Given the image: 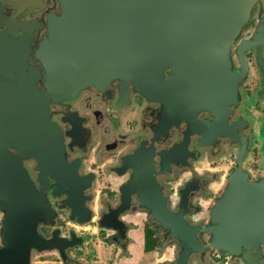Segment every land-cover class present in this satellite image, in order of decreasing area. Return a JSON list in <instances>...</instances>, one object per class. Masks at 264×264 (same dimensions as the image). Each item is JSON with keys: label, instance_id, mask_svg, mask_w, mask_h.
<instances>
[{"label": "water", "instance_id": "95a60500", "mask_svg": "<svg viewBox=\"0 0 264 264\" xmlns=\"http://www.w3.org/2000/svg\"><path fill=\"white\" fill-rule=\"evenodd\" d=\"M0 2V264H33L34 253L47 250L67 258L70 241L58 238L57 231L46 238L38 230L56 211L48 198L49 177L55 181L52 195L66 197L72 218L84 222L91 213L85 203L91 199L85 194L91 179L79 174L78 161L68 162L64 134H71L52 119V104L84 89L105 93L117 83L124 96L133 91L162 102L163 130L181 116L189 123L188 135H206L193 129L195 115L205 109L216 114L213 123L226 122L248 72L245 51L264 43L260 21L250 37L240 40L233 61L235 42L255 4L264 8V0H54L41 21L47 32L36 41L38 23L5 15ZM37 2L42 1L24 5ZM219 133L234 138V132ZM245 148L243 143L240 165L204 225L189 222L185 208L166 207L149 156L135 164L124 159L135 171L125 188L138 192L154 224L168 236L161 249L153 247L146 264H215L214 251L245 264L264 261V179H252L243 170ZM27 160L36 163V179ZM125 211L123 206L110 210L100 226L125 233L119 218ZM93 221L99 227V217Z\"/></svg>", "mask_w": 264, "mask_h": 264}, {"label": "flooded vegetation", "instance_id": "af4514ba", "mask_svg": "<svg viewBox=\"0 0 264 264\" xmlns=\"http://www.w3.org/2000/svg\"><path fill=\"white\" fill-rule=\"evenodd\" d=\"M28 1L34 0H4V14L25 23L36 21L33 38L36 41L47 32L41 21L55 2L40 0L38 4L24 5ZM260 21L264 25V8L256 3L249 22L233 46L235 64L240 40L250 37ZM245 56L248 72L240 85L237 105L230 106L227 123L222 120L220 124L213 123L216 114L205 109L195 115L193 129L202 128L206 135L197 131L188 135L189 123L181 116L177 118V125L163 130L162 102L133 91L124 96L117 83L105 93L84 89L63 104H52V119L71 134H64L68 162L78 161L79 174L91 179L85 189V194L91 195L85 202L91 213L84 222L72 218L64 206L66 197L52 195L55 181L49 177L48 198L56 211L48 223L39 224L38 230L46 238L54 237L57 231L58 238L70 243L65 248L66 259L57 250L36 251L33 264H122L136 255L140 256L138 264H142V259L151 257L153 248L150 249L149 244L161 249L168 236L154 224L138 192L125 188L135 174L134 168L125 166V158L135 164V159L149 156L154 168L151 173L160 187L158 193L166 199V207L173 212L185 208L184 217L195 225L209 222L216 196L223 192L229 175L240 165L243 143H246L243 170L252 179H264V43L260 49L257 45L248 47ZM30 62L35 64L31 58ZM222 131L234 132V138L219 133ZM35 164L34 160L25 161L32 179L37 178ZM120 206L126 208L119 216L125 223V233H120L123 229L114 232L101 227L103 216ZM94 217H99V227ZM1 219L0 212V229ZM202 236L207 239L209 235ZM214 252L210 253L211 260L224 264ZM46 254L51 258H45Z\"/></svg>", "mask_w": 264, "mask_h": 264}, {"label": "built area", "instance_id": "2783aa9c", "mask_svg": "<svg viewBox=\"0 0 264 264\" xmlns=\"http://www.w3.org/2000/svg\"><path fill=\"white\" fill-rule=\"evenodd\" d=\"M214 255L217 259H221L224 264H228V261L230 260V255L222 252L215 251Z\"/></svg>", "mask_w": 264, "mask_h": 264}, {"label": "rangeland", "instance_id": "374dc122", "mask_svg": "<svg viewBox=\"0 0 264 264\" xmlns=\"http://www.w3.org/2000/svg\"><path fill=\"white\" fill-rule=\"evenodd\" d=\"M50 255V254H49ZM44 257L45 258H51L50 256H47V254L46 255H44ZM148 257V256H147ZM149 258V257H148ZM148 258H146L147 260H148ZM36 259V261H39L38 259H40V255H39V257L37 258H35ZM142 261L143 262H146V260H144V259H142ZM141 261V262H142ZM143 262H142V264H143ZM37 264H42V263H40V262H37ZM122 264H125V263H122ZM230 264H241L240 263V260L238 259V258H235V257H233L232 259H231V261H230Z\"/></svg>", "mask_w": 264, "mask_h": 264}, {"label": "crops", "instance_id": "0c3cea01", "mask_svg": "<svg viewBox=\"0 0 264 264\" xmlns=\"http://www.w3.org/2000/svg\"><path fill=\"white\" fill-rule=\"evenodd\" d=\"M132 248V246H131ZM134 253H136L134 250H133ZM139 255H136L134 256L133 258H130L129 260H127L126 262H124L125 264H138L139 263Z\"/></svg>", "mask_w": 264, "mask_h": 264}, {"label": "trees", "instance_id": "16d2710c", "mask_svg": "<svg viewBox=\"0 0 264 264\" xmlns=\"http://www.w3.org/2000/svg\"><path fill=\"white\" fill-rule=\"evenodd\" d=\"M154 247V244L152 245V244H149V248L151 249V248H153Z\"/></svg>", "mask_w": 264, "mask_h": 264}]
</instances>
